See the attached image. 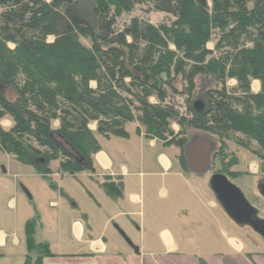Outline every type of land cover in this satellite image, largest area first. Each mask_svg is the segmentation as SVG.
Segmentation results:
<instances>
[{"label":"trees","instance_id":"obj_1","mask_svg":"<svg viewBox=\"0 0 264 264\" xmlns=\"http://www.w3.org/2000/svg\"><path fill=\"white\" fill-rule=\"evenodd\" d=\"M137 5L174 21L155 26L133 19L118 31L115 20ZM0 9V122L12 123L0 125V147L35 167L53 189L49 175L92 170L101 141L129 138L134 123L148 138L178 147L185 168L188 125L224 138L244 135L259 146L263 167L264 0H0ZM198 77L215 88L202 95L204 110L191 108L186 118L172 98H193ZM178 78L184 91L177 90ZM253 81L261 83L257 94ZM219 143L225 168L219 173L238 177L231 170L238 158ZM118 187L103 184L112 198L120 196ZM39 220L25 225L27 251L39 253L34 264L54 255L35 241Z\"/></svg>","mask_w":264,"mask_h":264},{"label":"crops","instance_id":"obj_2","mask_svg":"<svg viewBox=\"0 0 264 264\" xmlns=\"http://www.w3.org/2000/svg\"><path fill=\"white\" fill-rule=\"evenodd\" d=\"M251 90L259 93L261 83L253 81ZM128 127L129 138L101 141L102 151L94 156L92 170L72 176L53 173L49 179L56 189L50 188L33 166L29 174L19 177L38 181L36 186L24 182L31 192L43 184L53 190L59 200L58 204L52 203L55 210L63 204L65 193L76 198L83 190L87 196L83 201L88 202L87 207L83 202L74 204L65 217L69 236L66 247L58 246L60 239L56 234L43 241L49 240L56 249L51 250L53 257L44 258L42 264H264V249H259L257 243L249 249L233 235L232 226L221 222L217 213L221 208L209 190V182L204 188L203 174H194L187 160V168L184 167L179 158L181 150L148 138L138 124ZM257 162H253L256 172H252L264 177ZM9 179L15 181L14 177ZM4 182L0 175V188L10 185ZM103 184L119 186L120 196H109ZM12 187L17 193V185ZM11 202L16 209L17 201ZM16 214L8 215L9 219L14 220ZM3 215L0 210V217ZM52 217L58 219V227L62 228L63 219L56 212ZM1 220L5 227L0 228V249L20 247L23 238L14 227L6 229L12 227L10 222ZM41 223L39 220L38 226ZM24 245L27 250L26 228Z\"/></svg>","mask_w":264,"mask_h":264},{"label":"rangeland","instance_id":"obj_3","mask_svg":"<svg viewBox=\"0 0 264 264\" xmlns=\"http://www.w3.org/2000/svg\"><path fill=\"white\" fill-rule=\"evenodd\" d=\"M50 1V0H48ZM3 9H0V14H2ZM133 19H139L145 22H148L150 24H153L155 26H159L163 23L165 24H171L172 21H174V18L168 14L156 12L150 5H137L135 9L131 13L123 14L115 20V28L118 30H122L125 25L129 24ZM54 41L53 37L48 38V42L52 43ZM217 42V38L215 36L213 37V41L208 44V48L214 50L215 44ZM93 87H96L95 83L91 84ZM184 84L181 81L180 78L176 81V87L177 90L184 91ZM229 87H233L234 85L231 83V81L228 82ZM215 83L210 82L208 79H204L203 77H198L196 80V90L193 98H189L186 95H174L172 104L176 106V109L179 110L180 114L186 118H191L189 116L188 110L193 109L195 112H198L196 105L200 104V106H205L204 100L202 99V95L206 93L207 90L214 89ZM11 95V98L14 99V95L11 93V91L8 92ZM8 94V96H9ZM152 102L155 103L154 99ZM205 108V107H204ZM204 110V109H203ZM199 113V112H198ZM0 125L8 129L12 126V123L10 119H4L0 122ZM58 124L56 123L55 126ZM91 129L94 130L96 125L92 124ZM132 126H129L128 129L131 130ZM172 128L176 133L179 132L180 127L177 124H173ZM184 134L188 139V142L196 137H209L211 140H213L216 144V150L219 155H216V160L213 159L212 168L207 173L203 174V181L202 185L204 188L207 186V182H209L211 176L213 174L222 172L225 170V168H222L221 166V149H220V143L226 146V151L229 157L233 156V154L238 158V165L231 169L232 171H237L241 173L240 177H228L231 183H233L235 186H237L246 196L247 200L255 207L257 208L260 213L261 217L264 218V198L260 195L258 191V185L259 181L264 179L261 175H254L253 172H256L255 164L253 162L258 161L259 168L264 171V165L262 167V161L259 160L258 155L255 154L257 151H260L259 146L255 142H249L248 138L245 137L242 134H236V135H230L229 138H224V136H216L214 134H209L207 132L201 131L199 129L193 128L191 125L185 126L184 128ZM241 139L244 142H249V149H245L241 146H239L235 139ZM188 144V143H187ZM225 149V147H224ZM215 150V152H216ZM225 151V152H226ZM185 155V152H184ZM214 156V155H213ZM252 162V164H251ZM258 167V165H256ZM29 168L30 166H26L25 164H21V162L16 161V159L7 153H5L1 147H0V175L3 176L5 182L4 184H10L3 188H0V192L2 197H0V210L4 214L0 217V228L5 227L4 224H2V220L4 219L7 222H10L12 224V227L6 228L11 229L15 228L16 232L20 237L23 238L21 242L20 247H10L9 250H3L0 249V264H26L27 258H29L30 263L28 264H34L37 257L38 252H27L26 246L24 245V237H25V227L24 223L27 219H37L39 217L40 221L42 222L38 226V234H36L35 241L40 243H46L49 245L50 249L52 251H55L56 246L52 244L53 246H50V241L45 239H48L50 236L57 235V238L60 239L57 241L60 243L58 246L61 248H65L69 238L68 236V226L67 221H65V217L70 213L71 209L73 208V205H80V202H83L86 200L87 196L84 193V191H80L77 193L76 198H70L71 196L69 193H65L63 196V204L55 210V206H53L52 203L59 202L58 198L54 195L53 190L50 185V188L43 184L42 187H38L37 189L33 190L34 192H31L25 185L24 182H28L30 184H34L35 186L38 184L37 180L34 179H28L26 177H21V174L28 173L29 174ZM7 174H5V172ZM253 171V172H252ZM260 174L262 173L261 170H259ZM225 175V174H223ZM227 176V175H226ZM6 177L8 179H6ZM9 177H14L15 181L9 179ZM259 178V179H258ZM60 181L57 179V184H59ZM14 185H17L18 191L15 192V187H12ZM33 189V187L31 186ZM53 189V188H52ZM26 190L29 192L30 196H32V199L26 194ZM210 190V188H209ZM3 191V192H2ZM211 191V190H210ZM7 193V194H5ZM35 193V194H34ZM34 195V196H33ZM214 198V197H213ZM15 199L17 201L16 209L11 207V200ZM24 200H26V204L24 203ZM88 202H83V206L87 207ZM28 204V206H27ZM91 206H93L92 203H90ZM89 205V206H90ZM74 209V208H73ZM220 210V211H219ZM218 210V216L221 218L222 223L228 224V226H232L235 235L239 240L244 242L249 249H252L253 243H257L259 246V249H264V242L256 233H254L250 228L248 227H238L233 221H231L227 215L224 213V211L221 212L222 209ZM56 212L58 217L63 219V226L62 228H59L58 225V219L53 218L52 214ZM15 219H9L10 217L8 215L14 214ZM224 216V217H223ZM226 217V219H225ZM56 219V220H54ZM28 220V221H29ZM56 223L57 225L53 226L52 224ZM49 231V233H48ZM47 237V238H45ZM40 241V243H39ZM24 246V249H23ZM24 254V257L26 255L28 256L26 259L22 257L21 255Z\"/></svg>","mask_w":264,"mask_h":264},{"label":"water","instance_id":"obj_4","mask_svg":"<svg viewBox=\"0 0 264 264\" xmlns=\"http://www.w3.org/2000/svg\"><path fill=\"white\" fill-rule=\"evenodd\" d=\"M198 112L204 107L196 105ZM216 144L209 137H196L185 147V158L194 174H205L212 168V155ZM43 162V160H41ZM5 172V170H4ZM210 190L224 213L239 227H248L264 242V218L246 198L244 193L227 176L216 173L209 180ZM258 191L264 198V182L258 185ZM26 194L31 198L29 192Z\"/></svg>","mask_w":264,"mask_h":264},{"label":"bare ground","instance_id":"obj_5","mask_svg":"<svg viewBox=\"0 0 264 264\" xmlns=\"http://www.w3.org/2000/svg\"><path fill=\"white\" fill-rule=\"evenodd\" d=\"M249 7V6H248ZM119 19V18H118ZM4 20V19H3ZM53 24V23H52ZM120 30V29H119ZM118 30V31H119ZM235 41V40H234ZM222 43V42H221ZM201 53V52H200ZM198 54V53H197ZM204 58V57H203ZM204 61V60H203ZM120 67V66H119ZM193 67V66H192ZM194 69V68H193ZM195 70V69H194ZM197 71V70H196ZM157 105V104H156ZM243 108V107H242ZM251 110V109H250ZM252 116V115H251ZM254 116V115H253ZM255 119V118H254ZM257 122V121H256ZM259 125V124H258Z\"/></svg>","mask_w":264,"mask_h":264},{"label":"flooded vegetation","instance_id":"obj_6","mask_svg":"<svg viewBox=\"0 0 264 264\" xmlns=\"http://www.w3.org/2000/svg\"><path fill=\"white\" fill-rule=\"evenodd\" d=\"M264 182V179L261 180V183Z\"/></svg>","mask_w":264,"mask_h":264}]
</instances>
